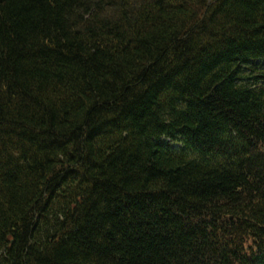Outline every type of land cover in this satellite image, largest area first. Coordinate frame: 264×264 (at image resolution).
<instances>
[{
    "label": "trees",
    "instance_id": "16d2710c",
    "mask_svg": "<svg viewBox=\"0 0 264 264\" xmlns=\"http://www.w3.org/2000/svg\"><path fill=\"white\" fill-rule=\"evenodd\" d=\"M0 264H264V0H0Z\"/></svg>",
    "mask_w": 264,
    "mask_h": 264
}]
</instances>
